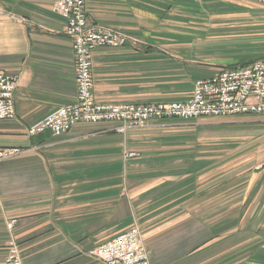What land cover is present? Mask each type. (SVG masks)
I'll use <instances>...</instances> for the list:
<instances>
[{
    "label": "crops",
    "instance_id": "0c3cea01",
    "mask_svg": "<svg viewBox=\"0 0 264 264\" xmlns=\"http://www.w3.org/2000/svg\"><path fill=\"white\" fill-rule=\"evenodd\" d=\"M53 1L0 0V67L18 82L16 118L0 120V146L23 149L0 160V264L12 238L23 264H107L91 250L132 226L151 264H264V162L238 166L217 145L182 142L174 119L125 133L110 122L28 133L77 95L73 42ZM86 6L91 25L129 36L94 52L101 102L185 100L197 80L244 64L231 51L237 34L264 43V5L255 30L245 0ZM241 116L264 126L261 114Z\"/></svg>",
    "mask_w": 264,
    "mask_h": 264
},
{
    "label": "built area",
    "instance_id": "2783aa9c",
    "mask_svg": "<svg viewBox=\"0 0 264 264\" xmlns=\"http://www.w3.org/2000/svg\"><path fill=\"white\" fill-rule=\"evenodd\" d=\"M264 4V0H257ZM60 2V3H59ZM84 0H59L55 9L67 17V33L75 42L77 56V101L61 107L37 121L29 132L36 134L51 130L61 135L80 122H103L119 120V131L128 127L144 126L147 116L167 118L180 116H232L238 114H264V59L247 66H240L198 84L192 101L186 104H105L97 103L92 94V53L99 43L113 38L101 28L87 27ZM118 36V34H115ZM15 81L0 70V119L13 117V90ZM146 118V119H145ZM19 152V148L0 147V159ZM137 228V227H136ZM9 264H22L18 249H12ZM95 256L107 264H150L139 232L130 231L96 247Z\"/></svg>",
    "mask_w": 264,
    "mask_h": 264
},
{
    "label": "rangeland",
    "instance_id": "374dc122",
    "mask_svg": "<svg viewBox=\"0 0 264 264\" xmlns=\"http://www.w3.org/2000/svg\"><path fill=\"white\" fill-rule=\"evenodd\" d=\"M57 1H59V0L53 1V11L58 13L65 20V34L73 42V50H74V56H75V74H76L77 56H76V50H75V42H74L73 37L67 33V24H68L67 17L64 16L63 14H61L60 12H57L55 9V7H56L55 4ZM245 2L250 3V16H251L252 27H255V30L260 29L258 26L259 25L262 26L263 21H262V23L260 22L262 19H261V16H259V9H262V7H263L262 5H264V4L257 1V0H245ZM82 4L84 5V11L86 13V18H87L86 19V25H87V27L88 28L89 27L101 28L104 34H110L114 40V41H112L111 39H107V40L103 41L102 43H99L100 41L98 40V42H97L98 44H97L96 48L94 49V52L100 47H113V48L121 47V46H124L129 41V36L120 30L109 28V27H104V26H99V25H91L89 23V18H88V14H87L86 0H84V2ZM252 29H254V28H252ZM115 34H118V36ZM232 43H234V50L231 49V51H233V53H235V61L236 62L246 64L247 62L249 63L250 61L255 62L257 60H263L264 59V43L259 40V37L253 36V35L244 37L243 34H241V32H240L232 40ZM94 52L92 53V62H91V69H92L91 72H92V78H93V80H92V83H93L92 94H93L94 100L97 103H105V104H110V103L128 104V103H123V102H119V103L101 102V101L97 100V98L94 94V73H93L94 72L93 71ZM244 64L234 65L231 67L229 66L227 68L222 69L217 74H213L211 76L204 77V78L197 80L194 84L192 95L185 100L169 101V102H167V101H152L151 102L150 101L149 103L147 102V103H129V104H144V105H146V104L161 105V104H172V103L186 104L189 101H192L194 99V96H195V93L197 90V86H199L198 84H200L201 82H203L205 80L213 78L214 76H217L218 74L222 73V71H224V70H230V69H233L236 67H240V66L244 67V66L249 65V64H247V65H244ZM0 70L2 72L6 73V75L10 76V78H12L15 81L14 82L15 87H14V90L12 92L13 98H14L13 99V102H14L13 103L14 104L13 105V114L14 115L12 118H6V119H0V120L15 119L16 118L15 92H16V89L18 86V82H17V79L15 76L8 74L1 67H0ZM76 77H77V74H76ZM76 82H77V79H76ZM77 95H78V89H77ZM77 95H76V98L74 101H72L66 105L60 106L59 108L75 103L77 101ZM59 108H57V109H59ZM239 115H247V114L232 115V116H234L235 119H232L233 118L232 116L231 117L225 116L228 118H225L222 116H198V117H193V118H184V117H180V116H175V117H167V118H155V116L150 115V116L146 117L148 119L145 121L144 126L135 125L132 127H128L124 132H120L118 130L119 126L122 125V123L119 120H112V121L107 120V121H103V122L113 123V124H115V130L117 132L125 133L130 128H135V129L144 128V127L148 126V124L151 123L152 121H156V120L157 121H161V120L164 121V120L174 119L175 121H173V122H178V124L174 125L173 127H177V128L182 129L181 138H180L182 140V142H187V141L189 142L192 140L193 142H198V143H201L203 145H206V144L217 145V149H218L217 152H218L219 157H221V159H227V158L229 159L233 155L234 156L233 159L236 160L235 164L238 166H243V165L248 166L251 164L258 166L259 164L264 162V148H263V145H264V126H263V123L258 122L256 120L254 121V119H250V117H242L241 116L238 118L237 116H239ZM255 115H260V114H255ZM261 115L264 116V114H261ZM81 123H93V124H95V123H101V122H80L78 124H81ZM33 124H31L27 128L28 133L30 135H33L32 133L29 132L30 127ZM75 125H77V124H75ZM75 125H73V126H75ZM262 143H263V145H262ZM1 148L7 149L5 147H1ZM12 148H18V147H12ZM8 149H11V148H8ZM22 151H23V149L19 148V152H13L11 154H8L9 156L3 157L0 160H4V159H8V158H12L14 156H17L18 154H21ZM127 155L130 156V155H132V153H128ZM15 223H16V220H10L8 222V229L12 234H13L14 229H15ZM132 227H135V226H132ZM141 239H142L143 247L146 251V248H145L144 243H143V238L141 237ZM108 241H110V240H108ZM108 241H106V242H108ZM106 242H103V243L95 246L91 250L92 255L95 256L93 254V251L96 247H98V246H100ZM14 248H16V251L18 249V252H19L18 255H19L21 262L23 264L22 254L20 253V250H19L20 249L19 244H18V242L15 241L14 238L11 239L10 246L8 247L6 264H9L8 258L10 257V254H11L10 251H12V249H14ZM146 254H147V257L149 260V256H148L147 251H146ZM95 257L100 259L98 256H95ZM149 263L151 264L150 260H149Z\"/></svg>",
    "mask_w": 264,
    "mask_h": 264
},
{
    "label": "bare ground",
    "instance_id": "6f19581e",
    "mask_svg": "<svg viewBox=\"0 0 264 264\" xmlns=\"http://www.w3.org/2000/svg\"><path fill=\"white\" fill-rule=\"evenodd\" d=\"M247 114H254V113H247ZM69 130H70V129H69ZM69 130H68V131H69ZM50 131H51V130H50ZM66 132H67V131H66ZM64 133H65V132H64ZM62 134H63V133H62ZM135 229L137 230V232H139L140 237H142V236H141V233H140V230H139L138 228H136V227H135ZM121 235H122V234H121ZM119 236H120V235H119Z\"/></svg>",
    "mask_w": 264,
    "mask_h": 264
}]
</instances>
